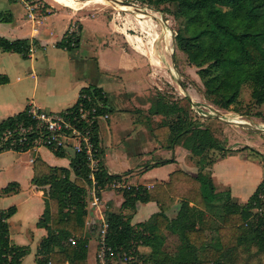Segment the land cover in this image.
<instances>
[{
  "label": "trees",
  "instance_id": "16d2710c",
  "mask_svg": "<svg viewBox=\"0 0 264 264\" xmlns=\"http://www.w3.org/2000/svg\"><path fill=\"white\" fill-rule=\"evenodd\" d=\"M157 9L171 5L169 10L178 21L174 36L176 47L187 62L196 67L206 99L218 108L238 112L239 94L244 84L250 86L252 104L264 103V0H128ZM9 18L0 11V21ZM78 37L64 33L58 46L71 48ZM34 41L21 38L9 40L0 36V49L27 58ZM105 102L100 88L80 89ZM69 109V108H68ZM150 112L160 114L152 132L161 147L181 146L191 156L199 157L212 149H226L209 128L195 124L188 108L178 99L170 100L158 92ZM260 116V113H257ZM26 110L0 121V135L27 118ZM162 118H164L162 120ZM93 140L99 150L98 127L93 126ZM25 151L8 143L4 150ZM62 154V150H53ZM100 154V153H99ZM100 156V155H99ZM198 171L189 174L177 169L165 181L150 187L129 185L121 189V211L105 212L108 226L105 243L115 257L125 264H250L251 258L264 264V175L244 202L231 197L230 189L204 193V179L210 176L201 163ZM89 169L81 154L71 159L70 168L52 167L40 158L33 160V183L45 190L44 209L36 225L46 230L38 243L36 264H88L89 233L85 228L88 217ZM121 176L109 174L103 165L95 173L100 190ZM9 183L1 189L7 194L17 189ZM153 201L158 211L146 221L131 224L136 202ZM178 202L173 216L166 213ZM8 207L0 212V264H20L27 254L26 246L9 239L7 219L15 212ZM97 226L91 227L94 231ZM74 238V243L69 238ZM245 256L241 257L242 254ZM106 257V264H112ZM239 260V261H237Z\"/></svg>",
  "mask_w": 264,
  "mask_h": 264
},
{
  "label": "rangeland",
  "instance_id": "374dc122",
  "mask_svg": "<svg viewBox=\"0 0 264 264\" xmlns=\"http://www.w3.org/2000/svg\"><path fill=\"white\" fill-rule=\"evenodd\" d=\"M3 1L0 10L9 7L10 3H14L20 14L28 19L26 10L20 1ZM28 1H35L36 8L33 12L37 18L52 13L56 9L70 12L72 15L67 30L74 25L76 38H79L80 35L81 22L85 21L79 44L72 48L73 50L70 49V52L60 51L58 61H55L51 67L55 76L65 77L66 75V78H69L71 75L76 80L81 78L86 84H96L102 79L108 80L107 78L114 81L120 87V94L125 96V108L128 112L122 111L123 107L111 104L113 111L120 113L123 118L129 121L125 123V129L131 125L130 118L133 117L139 136L142 132L143 136L145 134L150 138L153 136L151 127L155 124L150 116L152 111L149 110V114L144 106H138L141 103L140 99H136L131 92L132 85H136L139 82L137 80L141 77L138 73H144L151 87L163 93L170 100L178 99L180 104L188 108L195 124L209 128L213 136L226 148L223 150L212 149L204 153L201 163L205 168L204 171L210 175L204 179V193L207 197H211L214 191L230 189L232 199L244 202L248 198L264 175V103L252 104L248 84L241 87L238 112L218 108L205 98L202 82L196 74L197 68L187 62L185 54L176 47L175 40L172 39L179 23L169 11L173 10L171 5L163 4L154 9L138 1H129L135 4L137 8L135 9L112 0ZM145 20L148 21V27L142 29L137 26V21ZM49 22L50 29H57L59 21L50 19ZM103 23L109 27L106 31L109 39L105 44H102L104 39H100V35L104 31ZM153 31L157 35L156 41L149 43L150 33ZM54 33L55 31H49L51 38H58ZM167 33L170 35L168 42L165 41ZM119 35H125V43H118L119 48L125 51V56H121L114 46L113 48L107 46H110V43L113 45V41L119 40ZM126 35L142 38L141 48L144 51L135 49L134 44L128 42ZM38 55V52H35L33 58L29 59L15 52L7 53L0 50L1 80L5 75L10 78V84L6 87L2 86L1 90L12 89L19 96L28 94L34 79L31 74L36 72L41 77V72L48 73L39 60H34V57ZM72 55L74 56L72 57ZM98 59L107 62L111 66V70H108L109 72L104 70ZM17 76L20 80L16 79ZM152 89L150 88V90ZM156 94L151 97V103ZM122 96L120 95L118 98L121 99ZM134 104L138 107V111H135ZM257 113H260V116ZM224 120L237 123H229ZM145 122L146 132L143 128ZM96 126H99V120ZM67 151L73 155L71 149ZM198 159L199 157L191 155L186 158L188 164L192 161L194 171H198L197 165L200 163L197 161ZM184 164L185 160L177 167L182 168ZM136 180V176L128 179L129 182H136ZM116 196L121 195L117 194ZM139 218L140 221L145 219L144 217ZM11 229V233H14L13 226ZM92 251L91 247L90 252ZM239 254H242L241 257H243L246 253ZM110 260L115 261L116 264L126 263L124 258L123 261H119L116 257H112ZM258 260L260 258L253 257L250 264H261ZM96 261L99 262L98 258ZM242 263L243 261H239V264Z\"/></svg>",
  "mask_w": 264,
  "mask_h": 264
},
{
  "label": "crops",
  "instance_id": "0c3cea01",
  "mask_svg": "<svg viewBox=\"0 0 264 264\" xmlns=\"http://www.w3.org/2000/svg\"><path fill=\"white\" fill-rule=\"evenodd\" d=\"M1 3H4V1L0 0V5ZM16 7L14 3H10L9 7L0 10L9 18L8 21H0V36L9 40L25 38L34 41L35 43L32 45L27 58L32 59L34 53L38 52L39 57L35 56L34 60H39L43 68L45 67L46 73H48L45 74L44 72L43 74L41 72V77L36 72L32 73L31 75L34 79L30 92L22 96L17 95L12 89L2 91V86L6 87L10 84V78L5 75L2 78L3 80H1L0 77V121L23 111L28 104H34L45 110L61 111L68 109L77 101L80 89L89 85L100 88L105 98L104 111H106L108 117L99 120V155L101 164L106 171L109 174L120 175L121 178L118 181V187H112L109 183L100 190V201L97 206H90L88 203L86 221H89V224H85V228L89 233L87 263L99 264L95 257L99 241V228L102 220L105 219L106 211L114 213L121 211V203L123 201L122 188L129 185L150 187L156 182L167 180L169 174L177 169L184 170L189 174H194L196 171L193 170L192 161L190 164L186 162V158L190 155L188 150L181 146H174L172 149L163 148L154 135L149 138L145 134L143 136L141 132V136H139L133 117L130 118L131 125L125 129V123L129 121L123 118L120 113L114 112L111 106L113 104L117 107H123L121 110L128 112L125 108V96L120 94V87L114 81L107 78L108 80L102 79L96 84H86L81 78L76 80L71 75L66 78V75L65 77H59L52 73L51 67L55 61H58L60 51L70 52L73 50L72 48L79 44L85 21L81 22L77 44L71 48H64L58 46L57 43L62 40L67 30L72 15L70 12L64 9H56L52 13L38 16L35 21H31L24 18V15L20 14ZM50 19L56 22L59 21L57 29H50ZM139 22L137 21L138 27H140ZM103 28L104 31L100 35V39H104L105 41L103 40L102 42L104 43L102 44H105L109 39L106 34L109 27L103 23ZM51 30L55 31L54 35L58 38H51L49 34ZM126 38L130 42L127 35ZM118 39L113 41V45L110 43L111 45L107 46L111 48L114 46L121 56H125V51L118 46L119 42L125 43V35H119ZM154 41H156V38ZM98 61L104 70H111V66L107 62L100 59ZM138 74L141 77L137 80L139 82L136 85H132L131 92L136 99H140L141 103L138 106H144V109L148 110L149 113L151 97L156 94L155 92L159 91H156L148 84L144 73ZM16 79L20 80L19 76ZM150 88L153 89L150 90ZM120 95L122 96L121 99L118 98ZM134 106L135 111H138V107L135 104ZM150 116L155 123L161 118L160 114H150ZM146 122L143 125L145 132ZM153 126L154 124L151 130ZM74 155L69 154L68 151H62V154L58 155L49 148L25 151L9 149L0 152V212L11 206L16 209L7 219V223L10 241L26 246L28 249L20 264H36L35 254L38 243L46 235V230L38 227L36 222L44 209L45 190L47 187H38L33 183V160L38 157L49 166L70 168L71 159ZM184 160V167L178 168L177 165ZM133 176H136V182H129L128 179ZM9 183H17V189L7 194L1 193V189ZM117 194L121 196L117 197ZM153 203L155 205H152ZM113 204L117 205V207L113 206ZM178 206V202H175L166 214L173 216L178 210ZM157 211L158 206L153 201L136 202L131 224L146 221ZM139 217H144L145 219L140 221L138 220L140 219ZM97 225L98 227L94 231L90 230L91 227L93 228ZM12 226L14 227V233H11ZM91 247L93 248L92 252H90ZM110 261L112 264H116L115 261Z\"/></svg>",
  "mask_w": 264,
  "mask_h": 264
},
{
  "label": "built area",
  "instance_id": "2783aa9c",
  "mask_svg": "<svg viewBox=\"0 0 264 264\" xmlns=\"http://www.w3.org/2000/svg\"><path fill=\"white\" fill-rule=\"evenodd\" d=\"M26 10L28 19L35 21V1L18 0ZM77 28V27H76ZM74 25L70 26L67 34L74 36ZM77 107L61 111H47L34 104L25 107L27 119L22 120L12 127L6 128L0 135V146L8 143L10 147L19 146L26 150H36L46 147L51 150L67 151L71 149L73 154L83 155L89 169L88 194L90 206H97L100 201L95 173L99 169L100 156L93 140V126L98 120L106 119L108 114L105 103L99 98H93L89 94H82ZM110 185L118 187L119 182L113 180ZM89 224V221H86ZM107 222L102 220L99 228V241L96 257L99 264H106L107 254L115 257L113 250L105 243ZM74 243V238H69ZM126 260L128 257H123Z\"/></svg>",
  "mask_w": 264,
  "mask_h": 264
},
{
  "label": "bare ground",
  "instance_id": "6f19581e",
  "mask_svg": "<svg viewBox=\"0 0 264 264\" xmlns=\"http://www.w3.org/2000/svg\"><path fill=\"white\" fill-rule=\"evenodd\" d=\"M118 1V0H117ZM66 2H68L67 0H66ZM119 4H121V3H119ZM121 5H124V4H121ZM125 6H127V7H131V8H135V9H137L135 6H133V5H127V4H125ZM129 7V8H130ZM140 23V27L142 28V29H144L145 27H148V21L147 20H145V21H140L139 22ZM147 24V25H146ZM128 36V39H129V41L131 42V43H133L134 44V47H135V49H138V50H140V51H144L142 48H141V45H143V42H142V40L140 39V38H136V39H134V38H132L130 35H127ZM150 36H151V38H150V40L148 41L149 43H152L155 39V37L157 36L156 35V33L153 31V33L151 32L150 33ZM169 38H170V35L167 33V35H166V37H165V41L166 42H168V40H169ZM137 42V44H135V42ZM145 53V52H144ZM152 56V55H151ZM153 57V56H152ZM151 57V58H152ZM157 60V59H156ZM155 60V61H156Z\"/></svg>",
  "mask_w": 264,
  "mask_h": 264
},
{
  "label": "water",
  "instance_id": "95a60500",
  "mask_svg": "<svg viewBox=\"0 0 264 264\" xmlns=\"http://www.w3.org/2000/svg\"><path fill=\"white\" fill-rule=\"evenodd\" d=\"M113 2H118V3H121V4H127V5H133V6H135V4L134 3H132V2H129V1H122V0H118V1H114V0H112ZM172 39L173 40H175L174 39V36L172 37ZM172 59H173V57H172ZM222 119V118H221ZM223 120V119H222ZM225 122H229V123H237L236 121H231V120H224Z\"/></svg>",
  "mask_w": 264,
  "mask_h": 264
}]
</instances>
